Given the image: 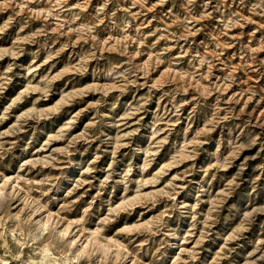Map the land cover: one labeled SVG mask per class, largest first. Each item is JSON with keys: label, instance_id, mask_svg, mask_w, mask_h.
<instances>
[{"label": "rangeland", "instance_id": "rangeland-1", "mask_svg": "<svg viewBox=\"0 0 264 264\" xmlns=\"http://www.w3.org/2000/svg\"><path fill=\"white\" fill-rule=\"evenodd\" d=\"M0 264H264V0H0Z\"/></svg>", "mask_w": 264, "mask_h": 264}]
</instances>
